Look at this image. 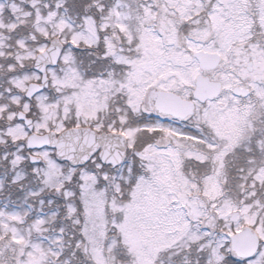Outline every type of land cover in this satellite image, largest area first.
Returning a JSON list of instances; mask_svg holds the SVG:
<instances>
[{"label":"snow or ice","instance_id":"6c2138e0","mask_svg":"<svg viewBox=\"0 0 264 264\" xmlns=\"http://www.w3.org/2000/svg\"><path fill=\"white\" fill-rule=\"evenodd\" d=\"M0 264H264V0H0Z\"/></svg>","mask_w":264,"mask_h":264}]
</instances>
